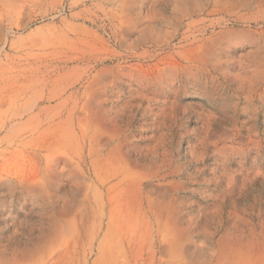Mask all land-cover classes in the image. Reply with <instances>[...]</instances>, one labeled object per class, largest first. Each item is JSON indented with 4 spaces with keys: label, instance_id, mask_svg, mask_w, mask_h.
<instances>
[{
    "label": "rangeland",
    "instance_id": "rangeland-1",
    "mask_svg": "<svg viewBox=\"0 0 264 264\" xmlns=\"http://www.w3.org/2000/svg\"><path fill=\"white\" fill-rule=\"evenodd\" d=\"M101 241L264 264V0H0V264Z\"/></svg>",
    "mask_w": 264,
    "mask_h": 264
},
{
    "label": "bare ground",
    "instance_id": "bare-ground-1",
    "mask_svg": "<svg viewBox=\"0 0 264 264\" xmlns=\"http://www.w3.org/2000/svg\"><path fill=\"white\" fill-rule=\"evenodd\" d=\"M236 41V40H235ZM219 54V53H218ZM218 58V55L215 50L206 48V49H201L197 52H193L191 56L189 57V62H200L203 63H209L213 66H218L220 64V61ZM103 223V221H102ZM103 229V225L101 226L100 230ZM109 229V228H108ZM96 254L98 257L96 260L93 261L92 264H115L113 259H111V252L107 251L104 249V244L101 241L96 248L92 249L91 255ZM149 264H155L154 261V255H151L148 259ZM85 264H89V261L86 260ZM135 264H138L137 262Z\"/></svg>",
    "mask_w": 264,
    "mask_h": 264
}]
</instances>
